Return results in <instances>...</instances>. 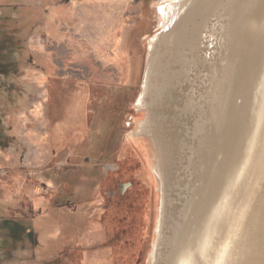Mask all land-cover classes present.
I'll return each mask as SVG.
<instances>
[{
	"label": "rangeland",
	"instance_id": "obj_1",
	"mask_svg": "<svg viewBox=\"0 0 264 264\" xmlns=\"http://www.w3.org/2000/svg\"><path fill=\"white\" fill-rule=\"evenodd\" d=\"M165 1L0 0V31L15 45L7 54L10 91L0 85V128L7 137L0 146V264H38L37 256L78 244L103 250L107 264H155L163 184L174 196L178 191L176 134L138 130L146 114L136 103ZM260 59L263 68L254 76L260 85L236 157L248 167L260 137L263 171L264 53ZM190 92L188 86L183 94ZM197 118L189 113L190 126ZM163 165L171 167L169 182L159 177ZM237 175L229 193L241 182ZM123 185L129 187L121 195ZM19 210L28 219L34 210L45 216L33 223L5 220ZM8 245L16 251L1 252ZM67 252L63 264H80Z\"/></svg>",
	"mask_w": 264,
	"mask_h": 264
},
{
	"label": "bare ground",
	"instance_id": "obj_2",
	"mask_svg": "<svg viewBox=\"0 0 264 264\" xmlns=\"http://www.w3.org/2000/svg\"><path fill=\"white\" fill-rule=\"evenodd\" d=\"M159 8L136 103L146 115L137 129L176 134L178 191L174 196L163 184L155 264H264L260 137L248 167L236 157L260 85L254 76L263 68L264 0H166ZM163 167L159 177L169 182L171 167ZM239 171L241 182L229 193ZM178 202L182 208L168 224Z\"/></svg>",
	"mask_w": 264,
	"mask_h": 264
},
{
	"label": "trees",
	"instance_id": "obj_3",
	"mask_svg": "<svg viewBox=\"0 0 264 264\" xmlns=\"http://www.w3.org/2000/svg\"><path fill=\"white\" fill-rule=\"evenodd\" d=\"M3 21V20H2ZM9 34L7 33V31H0V79H5V80H0V85L1 87H3L6 91H10V88H11V85L10 84H7L8 82V78H10L9 76L12 73V71L10 70V66H12L13 64H10V61H7L8 57H7V54L15 47V45L11 44V42L8 41V38L11 40L10 36H8ZM17 39V37H16ZM22 42H19L16 40L15 44H16V47L19 48V44H21ZM11 44V45H9ZM4 56V57H2ZM2 58V59H1ZM8 69V70H7ZM3 84V85H2ZM3 89V90H4ZM1 127V125H0ZM6 135H5V131L4 129L0 128V146H2V140L3 138H5ZM7 138V137H6ZM32 217H29V219L33 222L34 219L36 218H39L42 214L41 212H34L31 214ZM29 220L28 218H26L25 216H22L21 218H7L5 220H9V221H13V222H18L20 220ZM4 220V221H5ZM105 228V227H104ZM106 236V242L104 244V249L107 250V247H109V244L107 241V233L105 234ZM12 240V244H14V240L13 238H11ZM15 247V246H14ZM13 246H6L5 249H2L1 252L3 253H6V252H15L16 249L14 248ZM66 250L68 251V255L70 254H75L74 256H72L71 258H69L70 260H74L75 257H78L79 256V263L80 264H107L105 263V260L107 259V256H105V253L104 251H99V248L97 249H94V250H87L86 247H83V245L81 244H78L76 246H70V245H66L63 247V249L61 251H59L58 253H53V255H50L48 258H41V257H38L37 256V259L38 258H41L39 261H40V264H63L64 262V251L66 252ZM66 256V254H65ZM110 262V260H108ZM113 261V264H115V261Z\"/></svg>",
	"mask_w": 264,
	"mask_h": 264
},
{
	"label": "crops",
	"instance_id": "obj_4",
	"mask_svg": "<svg viewBox=\"0 0 264 264\" xmlns=\"http://www.w3.org/2000/svg\"><path fill=\"white\" fill-rule=\"evenodd\" d=\"M19 196H20V194L18 195V197H19ZM5 207H6V211H8V207H9V206H5ZM10 208H11V207H10ZM21 209H22V208H21ZM6 211H5V212H6ZM34 211H35V212H38V211H36V210H34ZM39 212H40V211H39ZM8 213H9V212H8ZM25 214H26V211L19 210V211H16V212L14 213V215H16V216H14V217H18V218H20V217H22V216H26ZM41 214H42L41 216H45V214H43V212H41ZM8 216H11L10 218H13V216L11 215V213H10ZM8 216H7V217H8ZM41 216H40V217H41ZM4 217H6V216H4ZM37 219H39V218L34 219L33 222H35ZM33 222H32V223H33ZM36 222H37V221H36ZM7 227H8V226H7ZM7 227H5V228H7ZM5 231H6V230H5ZM5 231H4V232H5ZM10 238H11V237H10ZM41 258H43V256H41ZM41 258H38V259L36 258V260H38V261H37L38 264H40V261H39V260H40ZM46 258H48V257H46ZM43 259H45V258H43ZM12 262H15V261H12ZM12 264H14V263H12Z\"/></svg>",
	"mask_w": 264,
	"mask_h": 264
},
{
	"label": "flooded vegetation",
	"instance_id": "obj_5",
	"mask_svg": "<svg viewBox=\"0 0 264 264\" xmlns=\"http://www.w3.org/2000/svg\"><path fill=\"white\" fill-rule=\"evenodd\" d=\"M126 189H127V188H126ZM126 189H125V191H126ZM125 191H124V192H123V191H121V193H120V194H121V195H124V194H125ZM110 195H111V196H110L111 198H115V197H114V193H111Z\"/></svg>",
	"mask_w": 264,
	"mask_h": 264
},
{
	"label": "water",
	"instance_id": "obj_6",
	"mask_svg": "<svg viewBox=\"0 0 264 264\" xmlns=\"http://www.w3.org/2000/svg\"><path fill=\"white\" fill-rule=\"evenodd\" d=\"M128 187H129V185H123V187H122V191L124 192L125 189L128 188Z\"/></svg>",
	"mask_w": 264,
	"mask_h": 264
}]
</instances>
